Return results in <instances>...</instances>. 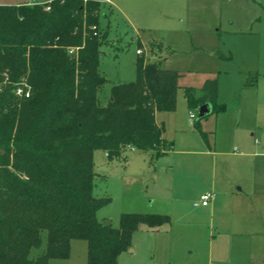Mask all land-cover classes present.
Returning a JSON list of instances; mask_svg holds the SVG:
<instances>
[{"label":"trees","instance_id":"16d2710c","mask_svg":"<svg viewBox=\"0 0 264 264\" xmlns=\"http://www.w3.org/2000/svg\"><path fill=\"white\" fill-rule=\"evenodd\" d=\"M103 2L0 4V264H54L69 258L73 239L87 242L88 264H118L140 225L171 222L168 214L134 212L113 226L97 214L109 198L93 192L94 150L112 159L128 148L155 156L171 149L157 114L176 110L182 75L139 55L136 78L112 85L102 104ZM250 76L245 88L257 84ZM19 85L29 95L26 87L18 94ZM181 88L189 109L226 110L217 78ZM194 127L207 136L200 119Z\"/></svg>","mask_w":264,"mask_h":264},{"label":"rangeland","instance_id":"374dc122","mask_svg":"<svg viewBox=\"0 0 264 264\" xmlns=\"http://www.w3.org/2000/svg\"><path fill=\"white\" fill-rule=\"evenodd\" d=\"M111 3L103 2L100 16V29L109 30L100 55V71L107 79L99 92L101 103L109 100L112 85L136 78L138 48L145 52L146 62L177 69L182 75L176 110L160 112L157 117L165 122L167 140L174 141L173 153L155 156L153 150L128 148L121 156L110 159L102 148L94 150L93 192L97 197L109 198L99 208L98 217L118 226L122 213H147L144 205H152L151 194L156 188L164 189H159V182L175 168V156L183 153L181 140L194 138L192 149L197 152L191 154L188 170L203 179L198 188L208 185L212 173L219 180L222 174L235 172L241 179L235 188L242 185L243 195L251 189L249 179L254 177L253 193L257 194L252 197L257 209L249 215L260 221L247 228L251 233L248 235H231L234 230L227 226L220 230L207 224L195 242L193 255H200L203 259L200 264H207L208 251L213 248L216 264H264V0H112ZM250 67L255 68L252 71L257 74V84L245 88L253 80L248 72ZM211 78L218 79V103L226 104V110L199 118V108L188 109L181 87L198 88ZM25 87L28 92L29 87ZM190 112L195 114L194 121L200 119L206 137L190 121ZM208 143L219 150L257 152L258 157L247 155L240 163L231 165L221 154L199 152L202 147L209 148ZM207 191L213 192L211 188ZM145 228L140 225L133 234L136 252L129 253L132 246L123 251L118 264H162L171 260L170 236L165 246L155 252L149 248V232ZM234 228L247 231L240 226ZM219 230L223 232L221 243L214 239L211 246L210 238H218ZM45 241L44 236L42 247L34 248L32 256L44 248ZM86 248L85 240L73 239L69 258L56 264H88Z\"/></svg>","mask_w":264,"mask_h":264},{"label":"crops","instance_id":"0c3cea01","mask_svg":"<svg viewBox=\"0 0 264 264\" xmlns=\"http://www.w3.org/2000/svg\"><path fill=\"white\" fill-rule=\"evenodd\" d=\"M51 1L53 0H0V4H47ZM106 1L109 3L112 2V0ZM254 69L255 68L250 67V69H248L249 74L253 73L252 70ZM189 119L191 122L194 121L191 120L190 116ZM157 121L163 123V137L168 141L165 135L164 120L157 118ZM184 138L185 140H181L182 142L180 145L182 146L181 150L183 153L175 156V168L172 172H169L162 177V183L159 182V189H162L163 187L164 189L159 191L157 190L158 188H156L154 193L151 194V197L153 198L151 200L152 205H144V210L147 211V213H163L168 214L171 217V222L168 224H164L154 229L148 227L145 228L146 231L149 232V248L153 249L155 252L156 250H159V248L161 249L165 246V243L167 242L165 240L169 239L168 236H170L169 240L173 247L172 257L169 262L162 263L165 260L162 261V264H200V262H203L200 255H193V250L195 248V242L199 240V234L201 233L202 228L207 224H209V227L212 225L215 227L217 226V229L219 228L220 230H222L224 226H227L229 229L234 230L230 231L231 235H248L251 233H249L250 231H248L247 228H250L252 225L257 224L256 222L260 221L255 218L252 219L249 215L255 208L257 209V204L252 197L257 194V192L253 193L256 191L254 190V185L256 184L255 178L252 177L249 179L251 189H248L247 193L243 195L241 194V191H243L242 185L237 189L235 188L238 184H241V179L235 172H232L231 174L224 173L219 180H216V177L214 176L215 173H212L213 176L211 175L212 178L208 182V185L203 189H199V181H202L203 179L199 177L200 175L198 173L188 170V165L192 160L191 154L197 152V150L192 149L193 143L191 141L195 142V139L193 138V140H190L188 137ZM168 142L172 143L171 149L165 150L164 154L168 152L173 153L175 150L174 141L172 140L171 142ZM208 147L209 148L202 147L201 150L198 151L213 156L221 154L223 158L226 157V161H229L231 165L237 161L240 163L247 155L258 157L257 152H247L242 154L231 150H219L215 145L212 147L211 143H208ZM210 188L213 190L212 193H214V198H212L207 205L199 204L196 205L198 208H195L193 206L195 201L198 202L201 196L204 193H207V189L210 190ZM258 224V226H260V223ZM236 226H240L242 230L247 229V231H236L238 230L234 228ZM220 230L218 231V238H214V236L210 238L211 246L214 239H219V242L221 243L223 232ZM209 234H212L211 230H209ZM185 244H187V246H185ZM186 250H188L187 255L185 254ZM133 252H136V249L132 244L129 253ZM200 259L202 260L200 261ZM58 260L65 259H56L53 263L56 264ZM206 263L216 264V260H214L213 257V248L208 251V260Z\"/></svg>","mask_w":264,"mask_h":264},{"label":"built area","instance_id":"2783aa9c","mask_svg":"<svg viewBox=\"0 0 264 264\" xmlns=\"http://www.w3.org/2000/svg\"><path fill=\"white\" fill-rule=\"evenodd\" d=\"M46 8L49 9V6L46 7ZM94 28H95V27H94ZM77 49H78V47H69V52H70V53H74V52L77 51ZM137 54H138V55H145V52L143 51V49L138 48V49H137ZM17 93H18V94H22V93H24L23 88H22V87H18V88H17ZM26 95H29V93L26 92ZM190 118H191V120H194V118H195V114H193L192 112H190ZM212 198H214V193H212V192L204 193V194L201 196L200 200H199L198 202H195V205H199V204L207 205V204L209 203V201H210Z\"/></svg>","mask_w":264,"mask_h":264},{"label":"water","instance_id":"95a60500","mask_svg":"<svg viewBox=\"0 0 264 264\" xmlns=\"http://www.w3.org/2000/svg\"><path fill=\"white\" fill-rule=\"evenodd\" d=\"M212 111V105L210 103H205L199 107V118L209 115ZM107 224H110V220L105 221Z\"/></svg>","mask_w":264,"mask_h":264}]
</instances>
